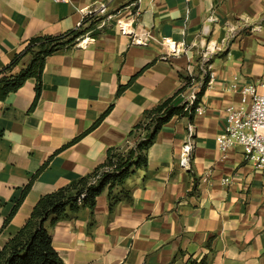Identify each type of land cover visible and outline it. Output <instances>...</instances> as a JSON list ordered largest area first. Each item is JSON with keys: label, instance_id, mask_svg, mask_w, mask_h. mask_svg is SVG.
<instances>
[{"label": "crops", "instance_id": "1", "mask_svg": "<svg viewBox=\"0 0 264 264\" xmlns=\"http://www.w3.org/2000/svg\"><path fill=\"white\" fill-rule=\"evenodd\" d=\"M102 3L105 15L85 16ZM89 18L99 19L94 28L47 58L35 108V79L0 102V229L32 183L0 234V250L41 196L105 163L107 151L123 145L143 113L173 96L183 78L202 80L201 53L213 44L214 79L200 110L192 121L175 116L160 130L148 168L126 181L132 201L111 214L105 190L93 216L86 208L45 226L64 264H264V170L239 146L223 157L216 142L225 109L241 104L232 86L263 91L264 0H0V71L31 38L61 35ZM131 33L149 44L133 43ZM170 43L181 54L168 55ZM186 93L173 103L182 105ZM189 126L193 148L184 168Z\"/></svg>", "mask_w": 264, "mask_h": 264}, {"label": "trees", "instance_id": "2", "mask_svg": "<svg viewBox=\"0 0 264 264\" xmlns=\"http://www.w3.org/2000/svg\"><path fill=\"white\" fill-rule=\"evenodd\" d=\"M98 20L97 18L85 19L78 28L61 35H38L28 40L24 50L0 71V102L11 93L18 91L27 80L35 79L37 81L36 97L31 109L35 108L42 90L41 76L47 58L56 51L68 49L77 44L89 30L94 28ZM27 56L30 57L29 63L17 71L16 68ZM182 80V86L173 96L143 113L141 120L131 129L123 145L112 147L107 151L105 163L88 175L72 181L69 185L40 197L25 225L0 250V264H64L45 226L49 219L53 224L71 221L86 208L93 216L97 197L105 190H108L111 214L117 203L132 201L130 191L125 188L126 181L138 170L148 168V150L154 144L160 130L175 116L186 117L191 121L194 118L198 101L188 111H185L183 105L173 103L177 95L188 89L192 78ZM124 89L125 87H120L117 96ZM203 92L204 89L199 94V100ZM113 106L112 104L107 109L93 127L103 120ZM31 186L32 183H29L25 187L21 199L5 220L3 228L0 229V234L11 221ZM116 188H119L117 192H115ZM188 264L209 263L206 258H203L191 260Z\"/></svg>", "mask_w": 264, "mask_h": 264}, {"label": "built area", "instance_id": "3", "mask_svg": "<svg viewBox=\"0 0 264 264\" xmlns=\"http://www.w3.org/2000/svg\"><path fill=\"white\" fill-rule=\"evenodd\" d=\"M56 2H66L67 0H55ZM108 12V7L105 3L99 5L98 8L85 12V16L105 15ZM129 24V23H128ZM128 24H125V29ZM131 32V31H129ZM132 42L147 46L149 39H143L131 33ZM84 40L83 42H86ZM169 54L177 56L181 54L182 49L178 48L176 44L170 43ZM217 45L208 44L201 53V65L204 78L200 81H191L184 97L182 105L185 111L198 101L196 108L199 107V94L206 89L214 79V73L211 71V60L217 51ZM207 78V81H206ZM259 86L263 88L260 92L257 85H243L239 87L234 84V89H239L241 93V104H230L226 109L227 125L224 131L216 137L218 149L226 157L229 150L239 146L243 149L245 159L254 163L257 169L264 170V78ZM194 130L189 126V134L184 145L181 165L184 168L189 167L190 154L193 148ZM227 181V180H225Z\"/></svg>", "mask_w": 264, "mask_h": 264}]
</instances>
